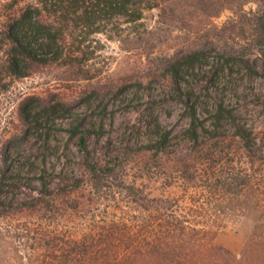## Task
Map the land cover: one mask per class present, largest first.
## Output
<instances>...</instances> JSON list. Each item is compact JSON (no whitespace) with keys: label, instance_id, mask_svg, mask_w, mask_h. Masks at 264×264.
<instances>
[{"label":"trees","instance_id":"obj_1","mask_svg":"<svg viewBox=\"0 0 264 264\" xmlns=\"http://www.w3.org/2000/svg\"><path fill=\"white\" fill-rule=\"evenodd\" d=\"M155 1L29 0L0 40V49L7 46L0 91L8 86L6 77L27 76L33 63L80 64L91 35L105 32L115 17L138 24ZM245 17L239 31L245 43L229 42L222 33L217 44L157 56L150 72L158 79H136L146 91L153 81H167L158 97L137 95L130 101L145 114L147 141L137 151L108 146L100 156L90 148V137L101 136L105 129L92 113L98 91L85 95V108L57 99L25 98L21 115L28 132L61 165L49 169L29 153L0 167V195L3 185L14 187L8 207H0V214L9 217L0 223V264H264V121L255 131L221 95L243 62L254 55L264 58V11ZM237 88L235 83L233 90ZM255 101L264 108V93ZM155 102L183 105L181 114L189 118L182 130L189 143L183 156L171 158L172 128L162 125ZM61 130L77 137L79 157L70 158L51 145L50 136ZM139 151H151L155 158L171 155L175 175L167 187L173 190L153 194L143 183L128 179L126 169ZM73 161L76 167H70ZM20 181L23 197L15 192ZM86 185L91 195L86 205L65 203ZM250 208L259 212L258 221L234 253L218 241L225 215L245 214ZM25 210L40 214L14 218Z\"/></svg>","mask_w":264,"mask_h":264},{"label":"rangeland","instance_id":"obj_2","mask_svg":"<svg viewBox=\"0 0 264 264\" xmlns=\"http://www.w3.org/2000/svg\"><path fill=\"white\" fill-rule=\"evenodd\" d=\"M28 1L0 0V40L4 38L11 18ZM155 2L158 4H155L154 8H147L144 18L138 24L128 22L125 17H115L112 22H108L105 32L91 35L84 44L87 54L80 64L67 61L33 63L27 76L5 78L8 86L0 91V167L5 161L13 163L17 157L29 153L38 155L33 158L38 157V163L46 164L49 169L54 164L56 167L61 165L57 155L42 150L40 142L28 132L29 129L21 115V105L28 96L57 99L78 108H85V95L93 90L98 91L99 98L92 113L97 123H104L105 129L101 136L93 134L90 137V148L97 150L100 156H103L108 146H128L137 151L140 145L147 141V130L143 127L145 114L130 101L137 95L143 96L144 99L158 97L162 90L161 84L167 81L162 78L161 82L153 81V88L146 91L137 86L136 79L142 76L146 82L149 79H158L153 78L150 72L157 56L207 43L217 44L222 33L230 37L229 42L245 43L239 36L240 28L244 26L242 20H245V15H259L264 11L262 0ZM6 47L0 49V69L5 63ZM79 55L83 57V53ZM235 83L238 87L236 92L233 90ZM262 93L264 58L254 55L253 60L243 62L234 70L231 82L221 95L235 107V112L242 122L258 131L264 121V108L255 99ZM209 99L213 101V98ZM154 107L155 112L161 115L162 125L172 128L170 145L174 153L170 155L171 158L183 156L189 149V143L182 131L189 125V118L181 114L183 105L178 102H155ZM168 110H172L171 115L167 114ZM76 139L77 137L70 136V133L64 130L56 134L53 132L50 136L51 145L58 146L59 151L67 153L70 158L79 157ZM43 154L46 155L45 162L42 159ZM170 156L155 158L151 151H139L134 154L125 173L129 180L143 183L153 194L171 191L173 189L167 187V181L175 172L168 158ZM70 165L77 166L74 161ZM35 183L39 184V181L36 180ZM22 185L20 181L15 188L18 197L24 196L25 188ZM13 189L10 185H3L0 195L1 208L8 207L6 201L13 194ZM88 189L89 185L84 186L66 198L65 203L86 205L91 199ZM175 190L182 192V188L178 186ZM102 207L104 206L100 205L101 209ZM39 214L38 211L25 210L17 213L14 218L25 220L38 217ZM258 217L259 212L254 208L248 209L245 214L227 213L224 228L218 236L219 243L234 253H239ZM8 218L4 213L0 214V223L4 224Z\"/></svg>","mask_w":264,"mask_h":264}]
</instances>
